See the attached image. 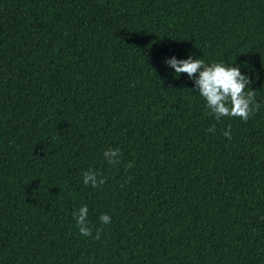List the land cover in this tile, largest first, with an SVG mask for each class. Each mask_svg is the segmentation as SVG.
Segmentation results:
<instances>
[{
	"label": "trees",
	"instance_id": "1",
	"mask_svg": "<svg viewBox=\"0 0 264 264\" xmlns=\"http://www.w3.org/2000/svg\"><path fill=\"white\" fill-rule=\"evenodd\" d=\"M172 56L258 111L217 120ZM0 264H264V0H0Z\"/></svg>",
	"mask_w": 264,
	"mask_h": 264
},
{
	"label": "clouds",
	"instance_id": "2",
	"mask_svg": "<svg viewBox=\"0 0 264 264\" xmlns=\"http://www.w3.org/2000/svg\"><path fill=\"white\" fill-rule=\"evenodd\" d=\"M165 63L174 70L178 77L181 73L186 74L190 80L195 77V88L205 101L209 114L217 120L222 117H238L246 122L260 107L255 100L257 92L251 90L250 87L252 80L247 75H242L239 67L227 66L223 62L205 64L202 59L194 60L191 56L185 60H178L172 56ZM208 131H214V128H209ZM223 135L231 139L230 128L225 130ZM103 156L110 165L121 163V153L118 148H109L104 151ZM132 166V164H128L126 168ZM105 182V178L96 171L89 170L83 173V183L86 186L98 188ZM88 211L86 205L81 206L77 212L73 213V217L82 236L99 240L101 230H97L95 236H92V228L88 223ZM99 220L103 224H109L111 217L102 214Z\"/></svg>",
	"mask_w": 264,
	"mask_h": 264
}]
</instances>
